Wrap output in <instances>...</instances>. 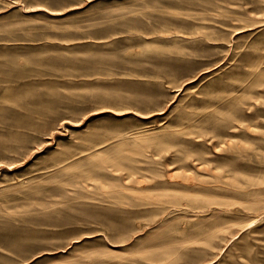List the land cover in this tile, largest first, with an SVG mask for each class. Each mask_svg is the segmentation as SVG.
Instances as JSON below:
<instances>
[{
  "label": "rangeland",
  "instance_id": "rangeland-1",
  "mask_svg": "<svg viewBox=\"0 0 264 264\" xmlns=\"http://www.w3.org/2000/svg\"><path fill=\"white\" fill-rule=\"evenodd\" d=\"M261 16L0 0V264H264Z\"/></svg>",
  "mask_w": 264,
  "mask_h": 264
},
{
  "label": "bare ground",
  "instance_id": "bare-ground-1",
  "mask_svg": "<svg viewBox=\"0 0 264 264\" xmlns=\"http://www.w3.org/2000/svg\"><path fill=\"white\" fill-rule=\"evenodd\" d=\"M262 17V16H261ZM251 19H252V17H251ZM256 19V18H255ZM255 21V20H254ZM256 22H264V17H262V18H259V19H257V21H255V23ZM261 190V189H260ZM263 191V190H262ZM251 192V191H250ZM246 199V198H245ZM258 217V216H257ZM250 247V246H249Z\"/></svg>",
  "mask_w": 264,
  "mask_h": 264
}]
</instances>
